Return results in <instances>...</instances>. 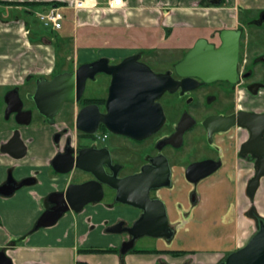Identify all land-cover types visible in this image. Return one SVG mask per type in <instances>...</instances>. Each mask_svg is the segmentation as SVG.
Returning <instances> with one entry per match:
<instances>
[{
  "label": "crops",
  "instance_id": "0c3cea01",
  "mask_svg": "<svg viewBox=\"0 0 264 264\" xmlns=\"http://www.w3.org/2000/svg\"><path fill=\"white\" fill-rule=\"evenodd\" d=\"M205 1L126 0L128 22L131 24V27L126 28L129 30L133 28L134 31L137 30L136 33L141 34L147 32V28H153L149 27L150 25H155L157 27L153 33L165 34L164 38L172 34L193 36L199 30L206 31L214 26L217 9L213 6L205 7ZM26 8L33 13L34 21L33 18L28 20L26 15H23V23L18 25L20 31L17 32L15 39L7 35L12 32L11 29L0 27V80L7 86L20 85L32 78L52 79L50 77L55 71L54 35L61 31L36 30L39 24L36 15L41 12L39 8L42 6ZM75 13L81 19L85 12ZM202 18L206 20L207 25L199 22ZM33 28L35 29L33 34L42 35L34 36L32 39L30 29ZM176 29L179 31H173ZM23 33L27 44L52 46L54 50L53 53L42 56L41 70L36 73L25 72L28 74L27 77L21 78L22 82L17 83L11 80H15L22 71L24 49L18 51L20 46L18 44L23 41ZM91 45L85 44V49L91 48ZM91 52L89 56L97 55L95 51ZM93 57L86 63L100 58L112 61L109 54L96 59ZM54 131L55 128L48 127L43 119L36 121L22 132L23 141L28 145L27 155L19 161H14L8 156L0 157V184L3 183L4 172L9 167H15L14 176L18 181L30 177H36L38 180L36 184L23 187L11 196L0 195V251H4L13 264H218L226 255L244 246L254 234L257 224L247 211L251 212L254 206L258 215L264 218V177L261 178L255 198L251 200L247 196V185L254 175V173L250 175L253 168L250 169L251 164L244 159L234 160L231 157L216 175L197 185V201L192 205L187 194L179 188L183 187L180 181L176 183L174 190L158 193L167 203L170 221L176 228L172 241L145 237L142 240L153 242V248L144 247L136 250L134 247L133 251L121 255V246L129 240V235L109 234L106 233V228L120 220L131 223L138 219L140 214L139 211L130 210L124 205L115 208L104 203L90 205L81 213L69 212L55 226L35 230L38 220L47 209V197L52 193L61 192L72 181V176L58 177L51 174V161L56 149L48 141ZM243 171L244 173L240 175ZM210 180L213 185L226 186L224 192L215 195L200 191V188ZM189 224H195V227L188 230ZM199 229L211 231L212 235L210 232L200 233ZM189 237L196 238L191 239L189 243L187 241ZM148 242L146 246L150 244ZM139 243L137 241L136 244ZM92 248L113 252H81ZM171 253L183 254L176 256Z\"/></svg>",
  "mask_w": 264,
  "mask_h": 264
},
{
  "label": "water",
  "instance_id": "95a60500",
  "mask_svg": "<svg viewBox=\"0 0 264 264\" xmlns=\"http://www.w3.org/2000/svg\"><path fill=\"white\" fill-rule=\"evenodd\" d=\"M221 4L222 0L204 2L205 7H218ZM240 35L239 31L222 30L218 48L206 39H199L185 58L174 67L176 75L182 78V81H176L171 72L157 74L140 60L139 55L127 57L116 65H111L107 58H100L85 63L72 72L59 73L52 79L37 78L32 100L38 113L49 125H54L65 104H75L82 100L88 81H95L98 75L108 76L111 81L105 112L101 113L96 105L84 107L77 115L76 130L94 135L102 125L114 135L143 141L158 133L166 122L165 112L159 103L165 93H175L180 88L183 91L195 88L196 80L205 84L226 81L230 84L237 83ZM17 119L19 125L28 127L32 123V112L19 113ZM184 121L186 117L175 135L167 142L160 143L159 149L166 144L181 146L183 135L188 129ZM213 124L220 128L217 130L219 132L234 127L249 132L250 139L244 145L242 153H252L261 159L256 174L247 185V196L253 200L261 178L264 177V115L241 112L227 118L208 119L205 126L210 135L212 131L209 128ZM175 142L178 143L175 145ZM9 146L11 149L7 153L14 159L21 160L26 156L27 147L19 133L10 141ZM108 152V149L93 148L76 153L72 149L53 158L51 166L57 174L68 175L74 170H79L84 175H91L93 179L69 184L64 192L52 193L48 201L53 207L43 213L35 230L55 226L69 211L81 213L87 206L101 203L105 198V188H108L115 192L117 204L141 212L140 217L131 226L124 227L125 223L119 222L106 229L109 234L129 235L130 240L121 246V255L133 250L137 241L145 237L172 241L175 231L169 226L165 203L151 196L155 190L172 186L168 159L160 155L151 160L149 165L142 167L139 173L120 178L111 161L98 160L99 154L107 155ZM106 166L111 174L107 173ZM220 167L221 163L215 161L193 164L186 171L187 180L197 184L214 174ZM36 183L35 179H26L18 187L11 184L4 189L0 188V195L8 197L15 191ZM251 215L257 223L254 234L244 246L226 255L218 264H264V218L255 211H252ZM0 264H13L4 251H0Z\"/></svg>",
  "mask_w": 264,
  "mask_h": 264
},
{
  "label": "flooded vegetation",
  "instance_id": "af4514ba",
  "mask_svg": "<svg viewBox=\"0 0 264 264\" xmlns=\"http://www.w3.org/2000/svg\"><path fill=\"white\" fill-rule=\"evenodd\" d=\"M223 1L224 0H222V2ZM25 6L30 8L35 7L32 5H24L22 1L0 0V27L6 29L7 27L14 26L15 28H17L18 25H21L23 23L22 20L23 15H26V18L28 20L32 19L33 13L29 10H26L27 8ZM241 7H242L243 16L241 18L240 27L226 26L224 27V29H222V30L226 29V30L239 31L241 33L240 43H239L240 57L238 64L239 77L237 83L230 84L226 81V82H214L210 84H205L201 80H196L195 88L192 89L189 88V90L187 91H183L180 88L175 93H170V92L165 93L162 96V98L159 100V103L162 105L163 110L165 112L166 122L158 133L143 141H135L128 137L114 135L108 132L107 129L102 125L98 128L97 132L94 135H87L76 130L75 123L78 113L84 107L89 105L98 106L100 112L104 113L108 94L105 98H98V99H84L83 96L82 100L78 103L65 104L63 106L61 113L56 117L55 124L49 125L47 120L38 113V111L36 110L35 103L32 100V96L36 91L37 79H34L33 83L25 80L22 84L13 85V86H7L4 81L0 80V157L8 156L14 161H19L14 159L10 154L7 153V151L11 149L9 146L10 141L13 140V138L16 136L17 133L20 134L21 139L23 141V134H22L23 129L28 128L32 125L34 117L37 114L42 117V119L44 120V122L48 127L55 128V131L51 135L52 144L56 149L55 156L58 155L59 153L65 154L68 151H71L72 149L75 150L76 153L84 149H93V148L108 149L109 150L108 154L107 155H105L106 153L99 154L98 160L102 162L106 160L111 161L113 167L118 172V177L120 178H124L139 173L142 167L149 165L151 163V160L157 158L160 155H163L168 159L171 167L172 186L170 188L155 190L151 193V196L152 198H159L165 203L169 226L176 232L175 226L170 221L167 203L158 195V192L172 191L175 189L176 183L180 181L183 184H185L187 187L193 186V189L190 190L189 193L187 194V198L191 205L196 203L197 201L196 187L203 180H201L197 184L190 183L187 180V175H186L187 169L193 164L201 163L205 161L220 162L221 167L211 176L216 175L222 169L223 165L227 162L225 160V152H227L226 149L227 133L234 129H241L239 127H234L229 129L228 131L219 132L217 130L220 128L216 127L213 124L210 125L209 128L212 131L210 135L209 130L205 126V122L211 118H227L232 115H237L241 112L264 115V111L258 112L254 108H252V110H249L244 108L242 105H238V102H242L245 99V94L253 97L254 99V98H259V96H261L264 92V0H243ZM9 17H11L12 19H8ZM221 31H219L218 34V39H219L218 45L215 44L214 42L209 41V39L204 36L198 38L196 42L199 39L203 38L206 39L209 43L214 44L218 48L221 44L220 42ZM195 43L193 44V47ZM185 56L182 59H180L178 62H176L175 65L181 62L185 58ZM118 63H111V65H116ZM175 65L173 66L172 70H168L165 73L171 72L172 77L176 81H182L183 79L178 77L174 71ZM156 73L165 74L158 72ZM105 77L111 79L108 76ZM192 85L189 86L192 87ZM238 88L241 90L237 91ZM14 92H16L17 95ZM243 92H244V98L240 97L239 100L236 99L234 101L228 100V98L232 97L233 99L234 95L238 96L239 94L240 95L243 94ZM78 105H80L79 110L77 109ZM67 106H70V108L66 109ZM29 111L32 112L31 125L28 127L19 125L17 119L19 113H24ZM64 113L75 114V119L72 122V124L68 120L61 122L58 121V118ZM184 117H186V121H184V125L188 126V129L185 131L183 135V141L181 146L175 147L174 144H166V145H162L161 149H159L160 143L167 142L170 138H172L175 135ZM242 130L247 131L245 129ZM247 133H248V138L240 146L239 157H241L242 159H244L245 161H247L252 165V167L254 168V175H255L261 159L260 157L252 153H242V149L244 145L250 139V134L248 131ZM160 135L161 137L153 144V146L152 143L149 146L146 145V143H148V141H150L152 138ZM189 138L193 146L191 147V149L188 150V153L186 152V154H184L182 151L186 147L187 143L190 142ZM262 138L264 139V133L262 135ZM200 142H205L207 145L206 149H204L202 152L199 151L198 144ZM177 143L178 142H175V145ZM24 144L25 146L28 147L26 142ZM135 145L140 146V148L138 149L139 150L138 156L142 157V160L144 162L142 163V165L139 166L137 170L132 169L130 171L129 169L135 167V159L137 157V155H134V150L136 149ZM179 152H181L182 154H180ZM174 158L179 161H182V159L184 158L186 159L187 163L185 166L181 164L176 165L173 161ZM51 170L54 173H56L53 170L52 166H51ZM14 171H15V167H9L5 170L4 181L2 184H0V188L4 189L5 187H9L11 184H13L14 187H18L22 181L26 180V179L22 181L16 180L14 176ZM106 171L108 174H111V171L108 169L107 166H106ZM65 176H70V177L72 176L71 177L72 181L70 184L82 183L93 179L91 175H84L79 170H74L73 172ZM192 177H194V175H192ZM27 179H35L36 181H38L36 177H30ZM73 180L78 182H74ZM66 188H64L61 192H64ZM108 192H112V195L108 196L107 195ZM107 196L112 198L113 202H115V196H116L115 192L109 190L108 188H105V198ZM48 198L49 197H47L46 210L53 207V205L49 203ZM127 208L130 210L131 209L135 210L130 207ZM139 214L141 215L140 211ZM119 222H124L125 223L124 227L131 226L134 223V221L128 223L127 221L124 220H120L117 223ZM171 254L176 256L182 255L178 253H171Z\"/></svg>",
  "mask_w": 264,
  "mask_h": 264
},
{
  "label": "rangeland",
  "instance_id": "374dc122",
  "mask_svg": "<svg viewBox=\"0 0 264 264\" xmlns=\"http://www.w3.org/2000/svg\"><path fill=\"white\" fill-rule=\"evenodd\" d=\"M29 2H35V3H63V11L66 14L67 20L64 22L63 29L58 34L56 33L55 39H54V48L56 51V65H55V71L51 75L50 78H53L54 75L58 72H69L71 70L78 69L82 64H85L87 61L91 60L93 56H89L92 54L91 51H95L97 55L93 57L96 59L97 57H106L108 54L110 55L112 61L111 63H118L123 58L133 56L135 54L140 56V60L143 61L145 64H147L153 71L158 73H165L168 70H172L173 66L178 62L180 59H182L193 47V44L196 42L197 38L200 37H207L209 41L214 42L215 44H219L218 34L219 31L224 29V27H240L241 18H242V1L243 0H224L222 4L218 7H214L216 10V18L213 28H210L206 31H200L193 35H169V37L164 38L165 34H155L153 31H155L156 27L155 25H150L149 27L153 28H147V32L144 33H136L137 30H133L131 28L130 30L126 28V26L131 27V24L128 22V8L125 7L124 10H120L115 13H107V14H101L99 17H94L96 15L88 13H83V17L78 18L76 16V13L74 10L70 9V0H24ZM25 3V2H24ZM254 6V5H253ZM41 7V6H40ZM59 7V6H58ZM48 8V6H42L41 11H44ZM36 11V10H35ZM38 11V10H37ZM69 20V21H68ZM34 21V18H33ZM199 22L206 23V20L204 21L199 20ZM33 24V23H32ZM37 24V22H36ZM133 25V24H132ZM155 28V29H154ZM7 29H11L10 32L7 35H10L14 39L17 36V32L20 31V27L18 28H12L8 27ZM45 30L42 25L38 24L36 26V30ZM32 31L31 37L37 36L40 37L41 35L33 34L35 33V29H30ZM27 31V29H26ZM46 31V30H45ZM44 31V32H45ZM173 31H179V30H173ZM176 33V32H174ZM24 35V33H23ZM49 36V35H48ZM51 40V36H49ZM69 38V40L67 39ZM27 39L25 38V35L23 36V41L19 43L20 45L18 47L19 49H24V63L22 64V71L18 73V75L15 77V80L17 83L22 82L21 78L24 79V77H27V73L25 72H34L36 73L40 67H42L41 58L46 53H53V47H45L46 45H39L35 46L31 43L27 44ZM92 44L89 49H85V44ZM23 47V48H22ZM114 48V49H113ZM91 50V51H90ZM103 50V51H102ZM40 60H38V57ZM52 66V65H51ZM41 70V69H40ZM24 73V74H23ZM20 77V78H19ZM11 79V78H9ZM33 78L28 79L27 81L33 83ZM111 79L99 75L96 79V81H89L87 83L86 91L84 94V99H98V98H105L108 94V89L110 86ZM241 89L238 88L237 91H240ZM235 97V98H234ZM244 98V92L243 94H239L238 96L234 95L233 99L232 97L228 98L230 101H234L236 99L239 100V98ZM237 104V103H236ZM238 105H242L244 108L252 110V108L256 109L258 112L264 111V92L259 98H254L245 94V99L242 102H238ZM70 108V106H67L66 109ZM75 109V107H74ZM78 110L80 109V105H78ZM75 119V114H67L64 113L58 118V121H70L72 122ZM41 121L42 117L40 115H35L33 124L36 123V121ZM31 125V126H32ZM30 126V127H31ZM161 137L156 136L152 138L148 143H146L147 146H149L152 143L153 144ZM248 138L247 131H244L242 129H234L227 133V152H225V160L230 161L231 157L236 160L240 159L239 152H240V146L243 142H245ZM186 145V147L183 149V153H188V150L191 149L193 146L190 138ZM49 144H52L51 138L49 139ZM223 144V142H222ZM145 145V146H146ZM199 151L202 152L204 149H206L207 145L205 142H200L199 144ZM136 149L134 150V155H137L135 159V167L129 169L130 171L137 170L140 165L144 162L142 160V157L138 156L139 148L140 146L135 145ZM151 146V147H152ZM150 148V147H149ZM232 149V151L230 150ZM182 154L181 152H179ZM231 153V154H230ZM237 155V157H236ZM233 160V161H234ZM174 163L181 164L183 166L186 165V159H182V161H179L177 159H173ZM227 163V162H226ZM250 169L253 168L252 165L249 167ZM51 174L57 175L52 170ZM254 171V168H253ZM251 171L250 175H252L254 172ZM244 173L240 172V175ZM58 177H64L65 175H57ZM239 176V175H238ZM254 176V175H253ZM252 176V177H253ZM209 180L210 177L204 179ZM212 180L207 181L201 188L200 191H204L209 194H215L219 195L224 192L226 189V186L224 185H213L211 183ZM183 187H179L182 189L183 192L186 194L189 193L190 190L193 189V186L187 187L185 184H182ZM197 191V187H196ZM159 193V192H158ZM108 196L112 195V192H108ZM106 197L105 200L102 202L106 204V206H114L115 208H119V204L116 202H113V199L110 197ZM254 208V206H252ZM251 208V209H252ZM255 209V208H254ZM256 210V209H255ZM247 214H250V211H247ZM66 215V214H65ZM250 216V215H249ZM190 220V218H189ZM256 222V221H255ZM257 224V223H256ZM187 229L191 230L193 227H195V224H189L187 225ZM257 228V226H256ZM200 233L209 234L212 235L211 231L205 230V229H199ZM196 238V237H193ZM191 237L188 238V242L190 243V240L193 239ZM144 239V238H143ZM139 241H141L139 243ZM138 243L135 246L137 249H143L144 247L147 248H153L154 243L148 242L150 240H139ZM150 243L146 246V243ZM139 253V252H137ZM142 253V252H141ZM173 255V254H172Z\"/></svg>",
  "mask_w": 264,
  "mask_h": 264
},
{
  "label": "built area",
  "instance_id": "2783aa9c",
  "mask_svg": "<svg viewBox=\"0 0 264 264\" xmlns=\"http://www.w3.org/2000/svg\"><path fill=\"white\" fill-rule=\"evenodd\" d=\"M126 0H70V9L75 12H85L99 17L101 14L115 13L124 10ZM36 19L43 28L61 31L67 20L62 7H49L36 15Z\"/></svg>",
  "mask_w": 264,
  "mask_h": 264
},
{
  "label": "trees",
  "instance_id": "16d2710c",
  "mask_svg": "<svg viewBox=\"0 0 264 264\" xmlns=\"http://www.w3.org/2000/svg\"><path fill=\"white\" fill-rule=\"evenodd\" d=\"M24 5H32V6H48L49 7H53V6H63V3H28V2H25L23 3ZM60 72L56 73L55 75L59 74ZM61 73H64V72H61ZM54 75V76H55ZM252 211H255L257 212L254 208L251 209V212L250 214H252ZM258 214V213H257ZM252 216V215H251ZM253 218V217H252ZM254 219V218H253ZM255 220V219H254ZM133 251V250H132ZM81 252H86V253H107V252H113V250H107V249H100V248H92V249H85V250H82ZM117 252V251H116ZM178 254H183V253H178Z\"/></svg>",
  "mask_w": 264,
  "mask_h": 264
}]
</instances>
